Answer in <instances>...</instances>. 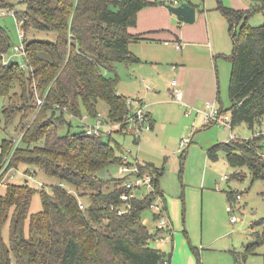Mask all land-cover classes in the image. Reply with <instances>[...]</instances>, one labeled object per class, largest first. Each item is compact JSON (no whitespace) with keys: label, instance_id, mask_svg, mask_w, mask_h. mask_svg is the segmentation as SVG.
Returning <instances> with one entry per match:
<instances>
[{"label":"trees","instance_id":"1","mask_svg":"<svg viewBox=\"0 0 264 264\" xmlns=\"http://www.w3.org/2000/svg\"><path fill=\"white\" fill-rule=\"evenodd\" d=\"M252 2L264 6V0ZM22 3L25 9L15 15L22 21V57L26 66L22 68L15 60L8 63L5 55L12 41L0 26V98L7 100L2 109L6 120L21 112V118H29V122L18 144L7 139L1 142L0 166L9 160L12 167H31L34 173L41 171L58 183L50 185L51 191H38L28 185V180L7 184L0 194V264H169V254L150 246L160 231L151 232L143 222L149 204L161 195L159 169L151 163L141 166L154 176L155 191L143 200H130L129 209L118 214L111 206L123 207L118 198L122 180L109 170L121 163L120 148L110 144V136L104 140L83 130L66 134L58 131L60 124L71 125L64 114L81 118L84 112L96 117L99 104L107 106L109 121L122 122L128 116L129 97L117 92V80L107 77L103 69H112L120 61H139L130 52L129 44L149 38L129 29L136 25L138 12L156 2ZM218 4L228 22L233 45L229 107L225 111L230 114L231 127L244 123L254 133L248 139L230 140L223 148L231 166H246L254 177L264 179V22L252 26L248 22L250 12L228 9L219 0ZM29 28L54 30L56 36L28 41L25 33ZM17 87L24 96L18 106L10 102ZM37 97L44 99L39 108ZM232 146L245 152H232ZM256 148L263 150L261 157ZM208 155L216 157L214 147ZM60 182L72 187L76 194L60 187ZM36 191L42 209L30 214ZM6 225L8 243L2 235Z\"/></svg>","mask_w":264,"mask_h":264},{"label":"rangeland","instance_id":"2","mask_svg":"<svg viewBox=\"0 0 264 264\" xmlns=\"http://www.w3.org/2000/svg\"><path fill=\"white\" fill-rule=\"evenodd\" d=\"M149 1L171 6H178L182 1L194 4L197 7L195 21L186 24L196 25L201 41L185 46L178 44L175 38H170L172 26L177 29L182 22L166 8L171 18L170 29H158L156 34L159 37L156 40L130 42L129 50L139 59L138 62L120 61L112 69H103L107 77L117 80L119 94L142 99L146 104L147 116L154 119L153 127L150 130L143 129L140 133L133 130L120 133L116 127H112L109 140L111 145L120 148L119 155H125L128 162L134 163L137 160L139 163H151L159 169L161 195L157 202L166 207L167 213L165 211L166 214L155 218L153 214L156 212L148 209L143 214V222L151 232H155L162 217L169 226L168 232L165 230L162 233L163 241L169 239L164 243V252L169 254V264H264V179L254 177L246 166H231L223 148V144L230 141V132L236 140L248 139L254 133L244 123L235 124L231 129L221 128L217 124L209 125L203 122L202 114H197L194 110L189 116H185L187 108L172 97L171 81L179 83L177 72L185 60V66L203 68L200 74L193 71L197 75L194 80L199 79L200 83L209 80L211 88L213 87V99L199 97L195 105L189 106L202 110L205 103L211 101L227 111L231 74L229 58L233 48L228 22L218 7V0H176L175 3L167 0ZM219 1L228 9L250 12L252 15L248 22L252 26L264 22L262 3L252 0ZM24 9L22 0H0V26L12 41L5 58L15 60L21 67H25L26 63L13 47L19 45V25L15 19L18 16L15 13ZM203 14L209 19V34ZM136 27L137 23L134 28ZM25 35L28 41L47 40L54 39L56 32L29 28ZM27 91L25 89L24 93ZM16 92V95L10 97V102L18 106L24 96L20 87L16 88ZM6 104V98H0V144L7 139L14 141L15 145L20 142L21 131L29 118L22 119L21 112H17L13 118L6 120L2 112ZM107 109L105 104L98 105L100 117L105 120H108ZM64 119L66 122L70 121L71 125H58L60 134L82 130L77 117L64 114ZM82 120L91 124L95 122V117L83 112ZM109 123L117 124L112 121ZM104 132L106 133L105 130ZM102 138L107 140L109 136L104 134ZM181 140L187 141L182 148L179 147ZM213 147L216 157L208 155ZM231 151L245 152L234 146ZM256 151L261 157L263 150L256 148ZM18 165L12 167L9 160H5L0 166V194L5 192L9 182L22 183L28 180V185L38 191L47 190L50 185L58 183L56 178L41 171L28 179V172L32 168ZM109 173L118 177V166L110 167ZM224 176L227 179L221 180ZM38 181L46 188H38ZM142 193L144 191H135L136 197H140ZM236 194H239V199L235 197ZM81 200L86 203V200ZM227 206L231 207L230 211L226 209ZM41 209L40 195L36 191L32 196L30 214ZM232 217L236 220L232 221ZM2 235L8 243V225L3 228ZM150 246L159 249L154 240L150 241ZM160 248L163 251V247Z\"/></svg>","mask_w":264,"mask_h":264},{"label":"built area","instance_id":"3","mask_svg":"<svg viewBox=\"0 0 264 264\" xmlns=\"http://www.w3.org/2000/svg\"><path fill=\"white\" fill-rule=\"evenodd\" d=\"M168 2L173 1L174 3L176 0H167ZM13 14V13H12ZM1 15H4V12H1ZM16 19V18H15ZM19 22V23H18ZM22 21H16V23L19 25L18 28V39H19V45H14V50L18 51L21 55H24V44H23V38H24V32L21 28L20 24ZM23 68V67H22ZM171 88H172V97L173 99L186 107L187 109L184 111L185 116H189L191 111H195V113H201L203 122L207 124H217L221 128H229L231 129V117L229 112H226L220 107H217L214 105L213 102H207L204 105V108L201 109H195L192 106L186 105L183 102V89L181 88L180 84L173 80L171 81ZM44 103V99L37 97L36 98V105L37 107H41V105ZM127 107L129 108V114L128 116L122 121L117 122V124H110L108 120L103 119L100 117V113L95 117V122L91 124H87L85 121L81 118H78L80 121V124L82 125V130L85 131L86 134L89 135H95L97 137H103L104 134L107 136H110L112 133V127H116L120 133L123 132H129V131H135L136 133H140L143 129L150 130L152 125L150 122V118L147 116L145 112L146 105L143 101L140 99H134V98H128L126 100ZM131 124V127L129 126ZM130 127V130H129ZM106 131V133L104 132ZM230 140L236 139V137L230 132L229 134ZM187 144L186 140H181L179 142V147L182 148ZM145 163H139L137 160L134 163H130L127 161V157L124 155L122 156V161L118 165V177L122 180V191L119 194L118 198L123 203V207H114L111 206L112 209H114L118 214L125 213L129 207H130V200L133 199H140L143 200L146 197L152 195L155 191V182H154V176L151 172L148 170H142L141 166H144ZM29 176L27 177L30 179L34 174L33 170L29 171ZM13 176V174H11ZM227 179L226 176L221 177V180ZM38 188H46V186L38 181L37 182ZM60 187L65 188L70 193H75V191L66 183L60 182L58 184ZM48 191H51L50 186L47 188ZM135 191H144V193L141 194L140 197H136ZM159 195H156L155 199L149 204V209L156 212V214L153 215H164L165 208L163 204H159L157 202V198ZM235 197L239 199V194H236ZM80 207L83 208V203L79 202ZM228 211L231 210L230 206H227L226 208ZM232 221L236 220L235 217L231 218ZM168 225L164 222V218L162 217L159 220V223L157 224V227L155 231H160L154 235L153 240L160 244L163 242V235L162 233L166 230L168 232Z\"/></svg>","mask_w":264,"mask_h":264},{"label":"crops","instance_id":"4","mask_svg":"<svg viewBox=\"0 0 264 264\" xmlns=\"http://www.w3.org/2000/svg\"><path fill=\"white\" fill-rule=\"evenodd\" d=\"M166 5L161 4H154L148 6L138 12L137 15V27L130 28L129 31L133 34H141L142 36L149 38V40H156V37H159L156 34L158 29L164 28L163 30L170 29L172 25L169 23L171 19L168 14V10L165 7ZM197 8V7H196ZM202 16V15H201ZM205 20V26L207 28V34H209L208 30V22L206 14H203ZM180 22V21H179ZM135 29V30H134ZM172 34H170V38H175L177 43L180 45H189L190 43L201 41L199 37L200 33L196 25L186 24L183 23L179 28H174L172 26ZM137 42V41H136ZM185 45V46H186ZM184 64L178 69V76H179V84L183 89V102L186 105H195L197 103V99L199 97H206L209 99H213V87L211 88L210 81L207 80L206 83H200L199 79L194 80L195 76L193 71L196 70L197 74L201 73V69L203 68H196L193 69L192 67L185 66ZM212 75L211 69H209ZM137 98V97H136ZM143 101L142 99H140ZM211 102V101H209ZM146 105V104H145ZM146 109V108H145ZM152 120L153 117L151 116ZM169 239H166L162 243L158 244L157 247H163V252L165 251V244Z\"/></svg>","mask_w":264,"mask_h":264},{"label":"water","instance_id":"5","mask_svg":"<svg viewBox=\"0 0 264 264\" xmlns=\"http://www.w3.org/2000/svg\"><path fill=\"white\" fill-rule=\"evenodd\" d=\"M166 8L181 22L193 23L195 21L196 7L188 1H182L178 6L166 5ZM11 61L9 60L8 63Z\"/></svg>","mask_w":264,"mask_h":264}]
</instances>
